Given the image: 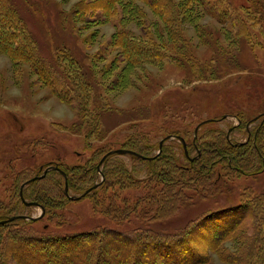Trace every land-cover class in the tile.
<instances>
[{
    "label": "rangeland",
    "instance_id": "374dc122",
    "mask_svg": "<svg viewBox=\"0 0 264 264\" xmlns=\"http://www.w3.org/2000/svg\"><path fill=\"white\" fill-rule=\"evenodd\" d=\"M12 1L38 40L41 54L48 61H59L58 69L73 77L76 93L72 101L65 100L30 63L0 51L2 213L41 215L38 206L24 208L15 190L18 182L49 163L74 165L97 159L107 149L135 147L139 142L160 144L176 131L192 138L202 119L204 123L225 115L237 124L235 113L243 112L253 122L263 114L264 20L252 11L250 0H208L210 5L171 0L178 18L170 23L167 15L142 0L129 7L135 11L131 14L123 0L116 1L113 9L105 8L106 0ZM217 8L225 16H216ZM120 32L157 49L158 56L137 65L128 63L118 43ZM84 79L88 84L82 85ZM212 126L215 130H203L204 140L217 138V128L226 124L217 121ZM172 151L177 161L187 163L181 152ZM119 160L132 171L134 161L128 156ZM23 169L30 171L19 173ZM135 175L137 182L112 177L93 194L51 206L28 228L84 233L98 227L122 231L153 227L172 232L194 222L234 220L228 238L224 235L230 228L214 238L191 241L193 264H264V170L249 176L224 173L217 180L219 189L214 176L186 186L185 196L175 205L166 204L160 192L150 202L145 199L150 189L145 182L148 167L138 166ZM50 192L56 193L55 188ZM114 202L121 208L120 213L116 210L119 214ZM136 202V212L124 211ZM240 204L250 209L235 230L243 209L227 208ZM15 227L3 229L0 264H20L14 254L25 249L20 250L17 240L12 244L9 236Z\"/></svg>",
    "mask_w": 264,
    "mask_h": 264
},
{
    "label": "trees",
    "instance_id": "16d2710c",
    "mask_svg": "<svg viewBox=\"0 0 264 264\" xmlns=\"http://www.w3.org/2000/svg\"><path fill=\"white\" fill-rule=\"evenodd\" d=\"M116 1L118 0H106L105 8L113 9ZM142 1L151 5L157 12L167 15L169 23L178 18L171 0ZM198 1L201 4L210 5L208 0ZM123 2L124 7L127 8L126 13L135 12L134 9L129 10L135 0H123ZM250 2L252 11L261 17L263 21V1L250 0ZM217 11L218 15L216 16L220 17L222 14L225 16V13L220 11L219 8H217ZM172 31L176 35L174 29ZM3 32L7 34L5 35ZM119 35L118 43L122 47L128 63L137 65L139 62L158 56L157 49L134 40L125 32H120ZM0 51L8 52L12 57L30 63L33 69L45 79L57 94L67 101H72V96L76 93V85L73 84L75 80L73 81L72 76L65 75L64 72L58 69L59 61H48L41 54L38 40L28 29L18 6L12 0H0ZM70 68L73 70V65ZM83 84H88L85 79L82 81ZM71 93L73 94L69 96ZM234 115L238 120L237 124L229 122L228 117L225 115L216 116L217 119H208L202 123L197 132L194 130L192 138L187 137L188 133L177 131L169 133L166 137H170L164 140L161 148L160 144L150 146L140 142L135 147H122L133 150L143 157L130 153H114L107 156L99 166L103 156L113 150L107 149L97 159L91 157L74 165H69L63 161L47 164L55 167L47 170L46 174L30 181L23 187L25 201L39 203L44 212L36 219L23 217H32L31 213L24 211L0 212V244L5 241L3 229L16 226L14 230L10 231L9 236L10 240L12 239V244L13 240H17L20 250H22V247L25 249L14 254L20 264H193L194 260H191L190 253L193 254L194 249L191 241L208 236L214 238L218 233L220 234L225 229L230 228L235 222L234 220H230L228 224L215 220L212 222L203 221L198 224V228H196L197 223L194 222L192 225H187L182 231L172 232L158 230L153 227L132 231L98 227L84 233H65L47 231V226L42 230L29 229L28 227L41 220L45 213L51 209V206L56 208L57 204L62 205L67 201L75 200L70 196H80L88 189L89 191L82 197L93 194L111 182L112 177L113 180L128 177L131 181L137 182L139 178L135 175V170L138 166L149 168L150 175L145 177V182H148L147 185L150 189L145 199L150 202L151 199L155 198V193L160 192L163 194L162 200H165L166 204L172 205L179 204L178 200L185 196L183 194L184 187L196 185L202 181L206 182L213 176L215 188L218 187L219 189L217 180L222 179L224 173L234 172L249 176L262 172L264 170V144L261 143V139L264 140V111L257 121L254 120L255 122L247 118L243 112ZM203 120H200L198 124ZM217 121L224 122L226 126L217 128L220 130L217 138L204 140L202 138L203 130H215L212 125ZM181 138L185 139L187 154ZM155 148L156 151H154ZM171 149L181 152L187 163L177 161L176 155ZM126 156L134 161L132 173L119 160ZM159 160L160 163L156 166ZM47 165L45 168H47ZM111 165H113L112 169ZM26 171L29 172L30 170L23 169L19 173L26 174ZM43 173L44 170L39 172L36 169L35 175L32 173L18 182L15 190L16 196L24 208L31 209L35 206L28 205L23 201L20 193L23 183L36 176V174L42 175ZM112 174L115 176H111ZM129 175H132L133 178ZM66 183L68 193L65 191ZM50 187H54L56 193L52 194ZM77 188L80 190L79 192L76 191ZM254 197L261 198L262 195L255 194ZM116 204L114 202L115 214H119L121 208H118ZM138 206L136 202L135 205L124 208V211L132 210L131 212H136ZM249 207L248 204H240L236 207L227 208L228 211L238 208L243 209L239 220L241 222L238 223L239 225L235 230L247 218ZM116 210L119 213H116ZM12 216L20 217L7 220ZM116 217L117 215L114 216V219ZM4 220L6 221L2 222ZM233 229L227 230L224 238L232 236ZM109 236L114 237L115 240L108 239ZM187 239L190 241H187ZM215 242H213V245L217 244ZM3 256L4 252L0 250V257ZM262 263L263 261L260 264Z\"/></svg>",
    "mask_w": 264,
    "mask_h": 264
},
{
    "label": "water",
    "instance_id": "95a60500",
    "mask_svg": "<svg viewBox=\"0 0 264 264\" xmlns=\"http://www.w3.org/2000/svg\"><path fill=\"white\" fill-rule=\"evenodd\" d=\"M210 120H211V119H210ZM206 121H207V120H206ZM204 122H205V121H204ZM202 123H203V122H202ZM202 123H200V124H202ZM200 124L198 125V127H196V132H197V129L199 128ZM168 137H170V136H167V137L163 138V139L160 141V148L162 147V144H163L164 140H165L166 138H168ZM181 140H182V142H183V145H184V148H185V152H186V154H187L188 151H187V148H186V142H185V139L181 138ZM114 153H118V154L130 153V154H135V155H137V156H139V157H143L141 154H139V153H137V152H135V151H133V150H130V149H125V148L113 149V150L109 151L108 153H106V154L103 156L102 160L100 161L99 166L102 164L103 160H104L107 156H109V155H111V154H114ZM54 167H55V166H49L48 168H46V169L44 170V173H43L42 175H36V176L32 177L31 179H29L28 181H26L25 183H23V185H22V187H21V191H20V193H21V197H22L23 201H24L26 204H28V205H34V206H38V207H40V208L42 209L41 214L44 212V209H43V207H42L39 203H37V202H28V201H25V198H24V196H23V187H24L26 184H28L30 181H33V180H35L36 178H39V177L43 176L44 174H46L47 170H49V169H51V168H54ZM65 191H66V193H68V185H67V183H66V186H65ZM88 191H89V189H88L86 192H88ZM86 192H85V193H86ZM85 193H83V194L80 195V196H70V197H71V198H74V199H77V198H80L81 196H83ZM21 216H22V215H21ZM39 216H40V215H39ZM39 216H36V217H35V216H32V217L23 216V217H25V218H30V219H36V218H38ZM17 217H20V216H12V217H10V218L7 219V220H13V219H15V218H17ZM5 221H6V220H4V221H2V222H5Z\"/></svg>",
    "mask_w": 264,
    "mask_h": 264
}]
</instances>
